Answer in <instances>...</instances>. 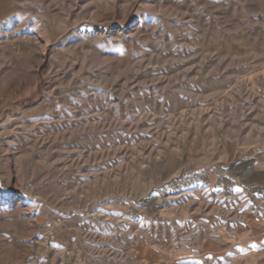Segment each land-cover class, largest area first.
<instances>
[{"label":"rangeland","instance_id":"1","mask_svg":"<svg viewBox=\"0 0 264 264\" xmlns=\"http://www.w3.org/2000/svg\"><path fill=\"white\" fill-rule=\"evenodd\" d=\"M0 264H264V0H0Z\"/></svg>","mask_w":264,"mask_h":264}]
</instances>
